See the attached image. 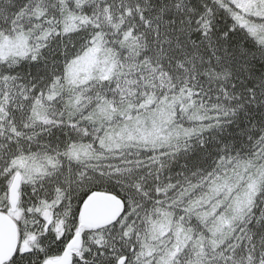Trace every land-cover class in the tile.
<instances>
[{
  "label": "snow or ice",
  "instance_id": "snow-or-ice-1",
  "mask_svg": "<svg viewBox=\"0 0 264 264\" xmlns=\"http://www.w3.org/2000/svg\"><path fill=\"white\" fill-rule=\"evenodd\" d=\"M0 264H264V0H0Z\"/></svg>",
  "mask_w": 264,
  "mask_h": 264
}]
</instances>
